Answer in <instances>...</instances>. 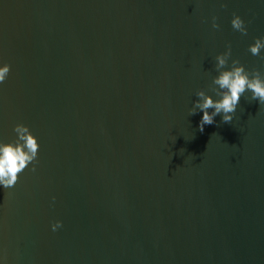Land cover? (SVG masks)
I'll return each instance as SVG.
<instances>
[{"label": "water", "instance_id": "1", "mask_svg": "<svg viewBox=\"0 0 264 264\" xmlns=\"http://www.w3.org/2000/svg\"><path fill=\"white\" fill-rule=\"evenodd\" d=\"M261 36L264 0H0V143L39 145L0 186V264H264V105L188 115L226 43L264 72Z\"/></svg>", "mask_w": 264, "mask_h": 264}, {"label": "clouds", "instance_id": "2", "mask_svg": "<svg viewBox=\"0 0 264 264\" xmlns=\"http://www.w3.org/2000/svg\"><path fill=\"white\" fill-rule=\"evenodd\" d=\"M224 6L221 4V7ZM230 23L234 31H238L242 36L247 35L245 22L240 16L233 13ZM219 27L216 17L213 16L212 28L219 29ZM262 50H264V36L254 38V42L248 46V51L253 56L260 57L261 62L264 63V55H261ZM231 57V43H226L225 51L214 57V68L217 75L211 77L208 91L219 98L214 100L211 95L206 94L205 90L198 89L195 92L198 99L188 109L189 116L195 115L198 111L203 113L198 124L201 132L205 125L215 123L214 117L217 115L222 116L221 123L231 124L240 98L246 91H250L251 101H258L260 105H264V72L257 69L249 71L238 59ZM229 61H231L230 64ZM9 72L8 64L0 66V84L7 79ZM13 131L17 137L14 142L0 143V186L4 188L13 187L18 180V174L29 164L36 162L39 149L36 138L27 126L18 123L13 127ZM31 170L35 171V167ZM61 226V222L56 221L51 225V228L55 231Z\"/></svg>", "mask_w": 264, "mask_h": 264}]
</instances>
